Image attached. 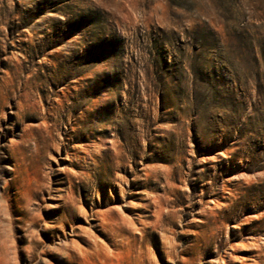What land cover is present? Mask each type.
<instances>
[{
	"label": "rangeland",
	"instance_id": "1",
	"mask_svg": "<svg viewBox=\"0 0 264 264\" xmlns=\"http://www.w3.org/2000/svg\"><path fill=\"white\" fill-rule=\"evenodd\" d=\"M0 264H264V0H0Z\"/></svg>",
	"mask_w": 264,
	"mask_h": 264
},
{
	"label": "bare ground",
	"instance_id": "2",
	"mask_svg": "<svg viewBox=\"0 0 264 264\" xmlns=\"http://www.w3.org/2000/svg\"><path fill=\"white\" fill-rule=\"evenodd\" d=\"M214 228H215V227H214ZM170 248H171V247H169V249H170ZM175 248H176V247H175ZM175 248H174V251H175ZM169 252H170V251H169ZM169 252H168V253H169ZM168 253H166V254H168ZM170 254H171V253H170ZM175 255H176V254H175ZM180 255H181V254H180ZM173 257H174V256H173ZM173 257H172V258H173ZM175 258H176V257H175ZM178 260H179V259H178Z\"/></svg>",
	"mask_w": 264,
	"mask_h": 264
}]
</instances>
